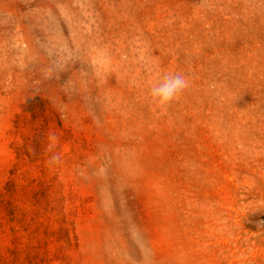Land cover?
Returning <instances> with one entry per match:
<instances>
[{"label": "rangeland", "instance_id": "obj_1", "mask_svg": "<svg viewBox=\"0 0 264 264\" xmlns=\"http://www.w3.org/2000/svg\"><path fill=\"white\" fill-rule=\"evenodd\" d=\"M0 264H264V0H0Z\"/></svg>", "mask_w": 264, "mask_h": 264}, {"label": "clouds", "instance_id": "obj_2", "mask_svg": "<svg viewBox=\"0 0 264 264\" xmlns=\"http://www.w3.org/2000/svg\"><path fill=\"white\" fill-rule=\"evenodd\" d=\"M187 87L181 75L166 76L161 83L152 88L153 102L159 108L167 107Z\"/></svg>", "mask_w": 264, "mask_h": 264}]
</instances>
